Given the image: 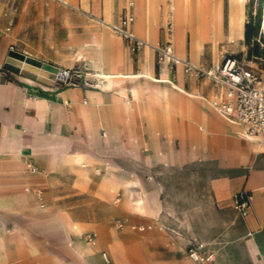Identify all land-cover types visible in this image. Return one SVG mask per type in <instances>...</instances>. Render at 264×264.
I'll return each instance as SVG.
<instances>
[{
  "label": "crops",
  "instance_id": "1",
  "mask_svg": "<svg viewBox=\"0 0 264 264\" xmlns=\"http://www.w3.org/2000/svg\"><path fill=\"white\" fill-rule=\"evenodd\" d=\"M26 1L0 11V264H198L171 234L107 225L117 194L133 189L145 210L123 207L146 214L141 225H189L190 249L204 245L212 264H264V139L215 108L223 89L183 66L167 72L154 49L170 42L179 58L217 69L226 45L246 38L248 0ZM128 16L151 47L112 33ZM12 51L86 74L46 86L5 70ZM243 191L246 217L234 208ZM171 202L197 210L166 218Z\"/></svg>",
  "mask_w": 264,
  "mask_h": 264
},
{
  "label": "built area",
  "instance_id": "2",
  "mask_svg": "<svg viewBox=\"0 0 264 264\" xmlns=\"http://www.w3.org/2000/svg\"><path fill=\"white\" fill-rule=\"evenodd\" d=\"M133 22V17H124L119 25L113 26V31L129 43H135L137 47H151L149 43L137 38L129 30ZM169 28L170 32H172L171 24H169ZM154 49L158 55V64L165 66L167 72L174 73L179 66H183L187 74H192L199 79L206 78L216 87L223 89L225 100L222 102L214 101L213 105L215 108L230 120L246 125L251 136H261L264 139V85L257 72L244 68L232 56H227L217 69L205 70L196 67L190 62L179 58L170 42ZM160 73L162 75L164 71ZM161 81L171 83L169 80ZM96 85L95 81L86 83V86L90 88ZM103 135L105 136V133ZM32 172L36 173L37 169L32 168ZM251 207L250 192L243 191L235 196L234 208L240 216H248ZM118 225L122 227L121 224ZM201 249H203L202 245H199L198 248L190 249V258L198 264H212L214 255L204 256L200 252ZM103 259L105 262L110 263L109 256L106 253L103 254Z\"/></svg>",
  "mask_w": 264,
  "mask_h": 264
},
{
  "label": "rangeland",
  "instance_id": "3",
  "mask_svg": "<svg viewBox=\"0 0 264 264\" xmlns=\"http://www.w3.org/2000/svg\"><path fill=\"white\" fill-rule=\"evenodd\" d=\"M26 0H0V11L2 10L4 14L10 15L17 11V9L21 8L20 4L25 3ZM33 6L36 7V4L38 3V0H28ZM81 1V0H80ZM27 2V1H26ZM54 2L59 5L61 8H66V9H71L73 8L68 7L56 0H43L44 5ZM79 5V3H78ZM80 8L82 6L80 5ZM75 10V9H74ZM84 11V10H83ZM88 15H93L92 12L86 11ZM263 20H264V0H248L247 1V10H246V15H245V25H246V35L248 34L249 38H245L241 42H235V43H230L229 46L226 45L227 47V52L225 56L229 55L232 57H235L241 65L246 68V69H251L254 70L259 74L261 77V80L264 85V30L262 28L263 25ZM94 22V21H93ZM112 33L115 36H118L114 31ZM49 65V64H46ZM53 66L59 70L64 71V67L67 65L65 64H59L58 66L54 65H49ZM85 68L81 66H76L74 70L72 71V74H69L70 83H78L82 81V78L85 77ZM59 82H64V81H59ZM125 194L123 192L118 193L115 202H117L120 211L118 216L114 219L111 220V222L107 223L108 226L114 228L116 231L120 233H125V232H140L139 228L145 227L147 233H152L156 231H160L166 234H171L177 242H180L184 244V254L185 257L189 260H192L190 258V247L191 243L188 241V237L185 235L186 232H188V228L190 227L189 225H183V224H178V225H171L167 228L157 225H141L139 222L142 219L147 218L146 214L142 213L141 210L138 208L136 211H133L132 214H130L123 206L125 203L128 204H134L135 206H140V203L143 201L142 198H139V193L136 191V189H133L131 192H129L125 198ZM118 200H120L118 202ZM147 202V201H146ZM171 206L167 208L166 210V218H171L173 219L177 213L179 217H190V212H196V208H175L174 203H170ZM193 216V215H191ZM127 217H130L133 219L134 222L129 223L127 221ZM177 218V217H176ZM109 221V220H108ZM116 223H122L124 227L122 229H118L116 226ZM133 227H136V229H132ZM187 230V231H186ZM94 232V231H93ZM97 233V232H96ZM90 234V233H88ZM196 242H193L195 244ZM204 246V245H203ZM103 251H107L110 254V251L108 249H102L100 251V255ZM112 258V256H111ZM113 262L114 261V258ZM173 257L167 256L166 260H173Z\"/></svg>",
  "mask_w": 264,
  "mask_h": 264
},
{
  "label": "water",
  "instance_id": "4",
  "mask_svg": "<svg viewBox=\"0 0 264 264\" xmlns=\"http://www.w3.org/2000/svg\"><path fill=\"white\" fill-rule=\"evenodd\" d=\"M4 68L9 72L50 87H53L58 80L66 81L69 79V72L27 58L14 51L10 52Z\"/></svg>",
  "mask_w": 264,
  "mask_h": 264
},
{
  "label": "bare ground",
  "instance_id": "5",
  "mask_svg": "<svg viewBox=\"0 0 264 264\" xmlns=\"http://www.w3.org/2000/svg\"><path fill=\"white\" fill-rule=\"evenodd\" d=\"M105 2H106V1H105ZM105 2H104V3H105ZM97 3H98V2H97ZM119 5H120V4H119ZM120 8H121V7H120ZM121 9H122V8H121ZM104 17H105V16H104ZM108 17H109V15H108ZM111 17H112V15H111ZM105 19H106V18H105ZM109 19H110V18H109ZM262 23H263L262 28H263V30H264V20H263ZM101 27H102V26H101ZM89 48H90V47H89ZM91 48H92V47H91ZM111 56H112V54H111ZM84 58H85V60H86L87 63H90V62H91V58H88V57H83V56H81L79 59L82 60V59H84ZM197 63H198V62H197ZM101 75L104 76V74H101ZM111 75H112V74H111ZM99 79H100V78H99ZM98 81H99V80H98ZM107 83H108V82H107ZM109 84H110V83H109ZM246 136H251V135L247 132ZM145 204H146V202L141 203V205H140V206H141V207H140L141 210H145V208H144V207H145ZM10 207H11V206H10ZM78 227H79V226H73V228H75V229H78Z\"/></svg>",
  "mask_w": 264,
  "mask_h": 264
},
{
  "label": "trees",
  "instance_id": "6",
  "mask_svg": "<svg viewBox=\"0 0 264 264\" xmlns=\"http://www.w3.org/2000/svg\"><path fill=\"white\" fill-rule=\"evenodd\" d=\"M246 38H247V39L249 38L248 34L246 35Z\"/></svg>",
  "mask_w": 264,
  "mask_h": 264
}]
</instances>
